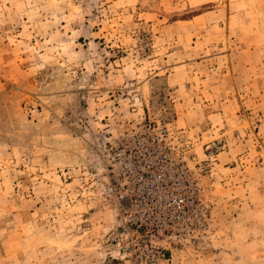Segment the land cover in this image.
Listing matches in <instances>:
<instances>
[{
	"label": "rangeland",
	"instance_id": "1",
	"mask_svg": "<svg viewBox=\"0 0 264 264\" xmlns=\"http://www.w3.org/2000/svg\"><path fill=\"white\" fill-rule=\"evenodd\" d=\"M144 124L200 210L153 261L112 166ZM0 264H264V0H0Z\"/></svg>",
	"mask_w": 264,
	"mask_h": 264
},
{
	"label": "built area",
	"instance_id": "2",
	"mask_svg": "<svg viewBox=\"0 0 264 264\" xmlns=\"http://www.w3.org/2000/svg\"><path fill=\"white\" fill-rule=\"evenodd\" d=\"M164 129L143 125L120 137L112 146V166L118 176V187L130 199L129 220L136 237L124 247L134 254H142L152 261L160 257V250L144 247L146 229L150 236L165 230L185 232L194 228L200 210L194 207V190L185 177V165L174 153ZM220 149L212 143L209 153ZM109 189H107L108 191Z\"/></svg>",
	"mask_w": 264,
	"mask_h": 264
},
{
	"label": "water",
	"instance_id": "3",
	"mask_svg": "<svg viewBox=\"0 0 264 264\" xmlns=\"http://www.w3.org/2000/svg\"><path fill=\"white\" fill-rule=\"evenodd\" d=\"M121 202L125 203L124 205H128V203H129V198L126 197V196H123V197H121Z\"/></svg>",
	"mask_w": 264,
	"mask_h": 264
}]
</instances>
